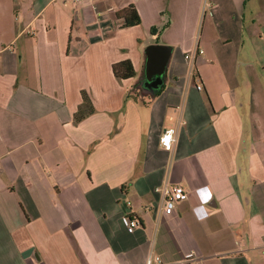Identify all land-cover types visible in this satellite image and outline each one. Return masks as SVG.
I'll return each mask as SVG.
<instances>
[{"label": "crops", "instance_id": "1", "mask_svg": "<svg viewBox=\"0 0 264 264\" xmlns=\"http://www.w3.org/2000/svg\"><path fill=\"white\" fill-rule=\"evenodd\" d=\"M164 183L187 192L167 216ZM149 254L264 264V0H0V264Z\"/></svg>", "mask_w": 264, "mask_h": 264}, {"label": "built area", "instance_id": "2", "mask_svg": "<svg viewBox=\"0 0 264 264\" xmlns=\"http://www.w3.org/2000/svg\"><path fill=\"white\" fill-rule=\"evenodd\" d=\"M203 53V50L196 45L192 50L184 54V59L188 62V76L193 75L194 63L196 58ZM197 90H201V84L197 83ZM174 133L173 128H165L159 138V143L165 149H170L172 146ZM167 139V142H165ZM156 191H159L161 194V205H160V214L162 215H171L174 212L176 203L185 199L187 197V192L184 187L180 184H167L164 183L162 186L156 187ZM129 205V201L127 202ZM126 229L128 232L134 231L137 227L140 226L141 222L139 217L132 213L128 212L124 216ZM189 259H185L182 262L170 263V264H186ZM145 264H169L164 262L158 255H147Z\"/></svg>", "mask_w": 264, "mask_h": 264}, {"label": "trees", "instance_id": "3", "mask_svg": "<svg viewBox=\"0 0 264 264\" xmlns=\"http://www.w3.org/2000/svg\"><path fill=\"white\" fill-rule=\"evenodd\" d=\"M117 16L122 17L123 19V23L121 24L122 27L137 25L140 22L139 15L132 5L122 9L119 13H117ZM112 72L118 79L130 78L135 74L134 67L130 60H123L114 63L112 65ZM82 98V103L74 117L75 121H79L89 110H92L88 96L83 93Z\"/></svg>", "mask_w": 264, "mask_h": 264}, {"label": "rangeland", "instance_id": "4", "mask_svg": "<svg viewBox=\"0 0 264 264\" xmlns=\"http://www.w3.org/2000/svg\"><path fill=\"white\" fill-rule=\"evenodd\" d=\"M147 65H148V64H147ZM148 67H149V69H150V70L148 71V74L151 75V74H153V73H155V72L158 73V70H157L156 67H155V69H156L155 71H154V69H153V66H151L150 64L148 65ZM156 73H155V74H156ZM149 81H150V80H149Z\"/></svg>", "mask_w": 264, "mask_h": 264}, {"label": "water", "instance_id": "5", "mask_svg": "<svg viewBox=\"0 0 264 264\" xmlns=\"http://www.w3.org/2000/svg\"><path fill=\"white\" fill-rule=\"evenodd\" d=\"M156 54H154L153 56L155 57ZM156 58V57H155ZM152 64H159V63H152Z\"/></svg>", "mask_w": 264, "mask_h": 264}, {"label": "snow or ice", "instance_id": "6", "mask_svg": "<svg viewBox=\"0 0 264 264\" xmlns=\"http://www.w3.org/2000/svg\"><path fill=\"white\" fill-rule=\"evenodd\" d=\"M165 142H167V139H166V141Z\"/></svg>", "mask_w": 264, "mask_h": 264}, {"label": "clouds", "instance_id": "7", "mask_svg": "<svg viewBox=\"0 0 264 264\" xmlns=\"http://www.w3.org/2000/svg\"><path fill=\"white\" fill-rule=\"evenodd\" d=\"M207 199V198H206Z\"/></svg>", "mask_w": 264, "mask_h": 264}]
</instances>
